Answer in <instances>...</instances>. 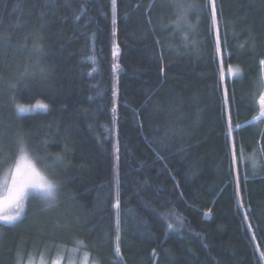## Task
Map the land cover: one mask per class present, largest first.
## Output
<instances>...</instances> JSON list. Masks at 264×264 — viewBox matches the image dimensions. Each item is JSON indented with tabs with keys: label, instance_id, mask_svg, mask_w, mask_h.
I'll use <instances>...</instances> for the list:
<instances>
[{
	"label": "trees",
	"instance_id": "trees-1",
	"mask_svg": "<svg viewBox=\"0 0 264 264\" xmlns=\"http://www.w3.org/2000/svg\"><path fill=\"white\" fill-rule=\"evenodd\" d=\"M208 5L0 0V183L23 146L57 185L0 264H264V0Z\"/></svg>",
	"mask_w": 264,
	"mask_h": 264
},
{
	"label": "snow or ice",
	"instance_id": "snow-or-ice-1",
	"mask_svg": "<svg viewBox=\"0 0 264 264\" xmlns=\"http://www.w3.org/2000/svg\"><path fill=\"white\" fill-rule=\"evenodd\" d=\"M208 6L211 7L213 21L215 22V0H209ZM179 7L186 10L187 8H191L192 5H179ZM184 15L185 12L182 11L179 19H183ZM260 64L264 66V60H261ZM261 87H264V79L261 80ZM259 104L261 115H264V93L259 97ZM36 107L47 108V105H37ZM17 109L21 113L30 110L20 105H17ZM236 127L239 128L240 125H236ZM19 151L21 153L20 160H26L24 147L21 146ZM261 151H264V149H261ZM4 187L6 188V192L0 194V221H3L5 224H13L22 217V214H24L25 211V203L30 194L35 193L46 199L52 200L55 199L57 189V185L49 180L48 177L36 167L35 163L31 161H28L23 165L18 162L12 172L10 183L4 185ZM7 209H13L14 211L12 214H6ZM171 227L172 226L169 225V228ZM118 239L119 237H117V240ZM115 251L119 254L120 249L118 244Z\"/></svg>",
	"mask_w": 264,
	"mask_h": 264
},
{
	"label": "rangeland",
	"instance_id": "rangeland-1",
	"mask_svg": "<svg viewBox=\"0 0 264 264\" xmlns=\"http://www.w3.org/2000/svg\"><path fill=\"white\" fill-rule=\"evenodd\" d=\"M115 42V41H114ZM116 44L111 45V67H112V80H113V89L116 92V84H117V69H118V48H116ZM36 106L39 104H35ZM34 106V105H32ZM32 106L28 105L25 106L26 108H31ZM26 160H20L21 153L19 152L18 156L16 157V160L13 164V167L9 173L8 176H6L5 179L1 180L0 183V194H4L6 192V188L4 185L9 184L11 181V175L12 172L16 166V164L19 162L22 165L28 161H31L35 163L36 167L45 175L48 177L49 180H51L53 183L56 184L55 180L49 175L47 170L42 168L41 166L38 165V163L31 157L28 153H26ZM57 192V191H56ZM35 194V193H33ZM56 195V193H55ZM13 209H7L6 214H12ZM96 264L94 261H91L89 259L88 253L82 250H78L77 248H68V249H63L61 251H58L56 254L49 256L48 254L46 255H37L33 256L30 259H28L27 262L24 264Z\"/></svg>",
	"mask_w": 264,
	"mask_h": 264
}]
</instances>
